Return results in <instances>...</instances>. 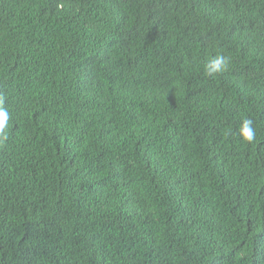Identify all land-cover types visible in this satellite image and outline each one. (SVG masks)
Here are the masks:
<instances>
[{
	"label": "trees",
	"instance_id": "16d2710c",
	"mask_svg": "<svg viewBox=\"0 0 264 264\" xmlns=\"http://www.w3.org/2000/svg\"><path fill=\"white\" fill-rule=\"evenodd\" d=\"M16 5L0 0V53L11 30L35 43L14 41L21 50L11 57L33 68L11 77V87L0 86V94L10 92L28 109L15 116L16 125L8 122L7 138H0V264H264L263 139L238 153L232 149L237 138L229 143V133L213 136L215 116L201 127L202 106L223 102L217 113L231 117L234 105L264 98V46L250 40L255 32H233L211 12L187 19L195 48L183 36V49L172 50V58L183 57L159 86L164 94L152 114L138 81L147 73L107 49L124 46L115 33L121 26L134 25L144 13L155 20L168 7L96 0L92 34L84 40L87 34H74V28L87 0L67 10L65 35L60 27L44 29L42 8L32 23L17 24ZM224 11L264 16V0H236ZM237 50L243 52L238 58ZM217 54L229 65L209 76L205 66ZM146 66L159 71L153 62ZM117 68L115 81L104 79ZM80 70L87 81L81 92L64 78ZM193 86L201 93L194 94ZM256 111L264 117V108ZM140 125L156 157L130 178L124 174L125 142ZM180 125L185 133L166 130ZM201 131L205 139L193 140Z\"/></svg>",
	"mask_w": 264,
	"mask_h": 264
},
{
	"label": "clouds",
	"instance_id": "9594fccd",
	"mask_svg": "<svg viewBox=\"0 0 264 264\" xmlns=\"http://www.w3.org/2000/svg\"><path fill=\"white\" fill-rule=\"evenodd\" d=\"M236 0H173V4H170L166 0H144L145 9L150 3L159 2L163 6L169 8L170 11H163L159 16L153 20L146 13L143 17L134 25H123L115 33L122 36L124 39V46L120 48L107 49L108 52L117 57L122 62H131L137 68L145 71L147 76L140 78L138 81L145 84V98L144 101L150 108L153 114L155 105L160 101L164 93H159V86L162 81L169 76H173L183 56L172 58V50L178 46L182 47V39L184 36L185 43L190 48H195V37L188 28L189 21L197 20V17H204L208 12L215 14L218 20H224L230 23L231 29L234 32L240 28H246L249 31L255 33L252 34L251 39L259 46H264V16L258 12L245 13L242 16H236L232 11L225 12L224 10L234 3ZM16 12L18 23L25 25L32 23L33 17L37 15V10L42 8L45 10L47 17L46 21H43V27L50 33H55V28L60 27L63 35L67 33L65 28H68L70 22L67 17V10L77 5H80V0H16ZM96 0H87V8L84 11V15L80 21V24L75 26V32L80 31L86 33L84 40H89L92 34V24L94 21V9ZM174 21L175 25H171ZM202 22H207L203 20ZM18 38H25L26 46L35 43L27 33L18 32L16 29L11 30L6 37L1 40L3 42V50L0 53V86L7 85L11 87V77H21L26 70H31L32 65L25 64L22 60L16 57H11L17 54L21 49L14 41ZM69 38H73L70 35ZM167 50H170L169 56H167ZM201 46L199 47L197 55L201 52ZM184 51V50H183ZM243 53L240 50L235 52L236 58ZM194 54V53H193ZM193 54L185 56V61L191 59ZM159 56L155 60L151 61L150 58ZM153 62L157 65L159 71L149 72L147 70L146 63ZM165 64V65H164ZM229 65V58L223 54H217L213 56L206 64L205 71L209 76H215L218 73L225 72ZM71 69V64L69 65ZM83 78L81 79L80 76ZM119 76V68L116 70H109L104 79L108 82L115 81ZM65 83L71 85L73 88L80 90V87L87 88L86 76H84L80 70L76 75H72V72H68L65 76ZM194 94L201 91L194 87ZM8 96L0 94V138L6 139V128L8 122L13 125L17 124L15 116L22 110L28 112L26 104L21 101H15ZM205 95V94H203ZM207 96V95H205ZM130 101V100H128ZM196 101V100H192ZM131 102V101H130ZM122 103V102H121ZM119 104L118 108L120 107ZM209 108H204L205 114L202 116L201 127L205 119L215 116L216 120L211 119L212 129L215 139L223 134L229 133V143L236 141L232 145V149L238 153L247 151L252 145L260 142V136L263 139L262 149H264V132L260 130V124L264 125V117H261L256 107L264 108V98L256 103L249 105L237 104L234 105L233 113L231 117L222 116L217 113V109L224 107L223 102L217 104H209ZM192 107H188L185 118L189 117ZM212 111V112H211ZM121 118L128 115L119 114ZM190 125L191 123L188 122ZM259 125V127H256ZM172 135H178L185 133L182 130V125L176 127H169L166 129ZM205 130V129H204ZM206 131V130H205ZM207 131V132H210ZM205 139L204 132H200L197 138L193 140L202 141ZM152 140H146L145 128L140 125L135 128L127 137L125 142V150L127 153V167L124 174L130 178H134L140 169L149 167L156 157V150L151 144ZM129 146V148H128ZM253 148H250L252 150ZM260 150V148L258 149ZM238 175L237 173L235 174Z\"/></svg>",
	"mask_w": 264,
	"mask_h": 264
},
{
	"label": "bare ground",
	"instance_id": "6f19581e",
	"mask_svg": "<svg viewBox=\"0 0 264 264\" xmlns=\"http://www.w3.org/2000/svg\"><path fill=\"white\" fill-rule=\"evenodd\" d=\"M134 2V1H133ZM132 9V8H131ZM127 22V21H126ZM191 60V59H190Z\"/></svg>",
	"mask_w": 264,
	"mask_h": 264
}]
</instances>
